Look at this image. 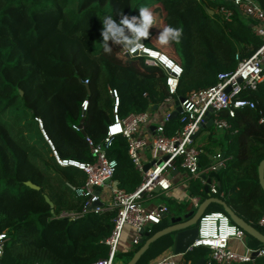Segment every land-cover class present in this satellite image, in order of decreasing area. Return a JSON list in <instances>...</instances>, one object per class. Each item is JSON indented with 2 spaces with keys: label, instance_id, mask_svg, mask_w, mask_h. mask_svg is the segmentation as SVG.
Here are the masks:
<instances>
[{
  "label": "trees",
  "instance_id": "16d2710c",
  "mask_svg": "<svg viewBox=\"0 0 264 264\" xmlns=\"http://www.w3.org/2000/svg\"><path fill=\"white\" fill-rule=\"evenodd\" d=\"M255 1L264 10V0ZM221 5L233 9L230 21L216 13ZM140 7H148L154 16L143 45L182 67L172 95L164 72L141 56L122 55L119 47V52H103L104 16L109 13L119 22L120 15L138 16ZM251 24L230 0H0V232L6 233L0 263L94 264L108 254L104 240L113 227V209L86 211L73 219L60 215L82 211L85 198L75 196L66 182L81 185L85 174L56 163L36 119L59 157L92 161L86 138L100 143L105 136L113 115L108 88L119 94L117 113L122 118L151 111L153 105L164 106L168 96L185 98L214 84L217 73L232 70L236 53L249 56L257 49L260 40ZM167 25L179 28L181 37L160 45L157 37ZM244 96L254 107L237 109L226 118L230 127L220 152L224 164L217 171V193H206L200 179L189 183V191L201 200L208 194L222 199L264 234L258 225L264 191L257 172L264 159V83ZM84 99L87 108L82 111ZM179 127L178 117L164 122L166 135ZM199 149L204 171L211 164V150L207 145ZM107 155L116 161L112 181L126 192L134 191L142 178L129 158L126 139L114 137ZM164 201L171 214L188 208L174 200ZM211 205L223 211L220 205ZM165 224L151 228L150 233ZM246 238L250 248L264 249L251 236ZM160 239L150 244L136 264L151 259ZM140 246L138 242L128 250L118 249L113 261L126 256V264ZM201 248L186 252L183 264H206L209 251ZM201 258L203 263H198ZM233 264H264V257Z\"/></svg>",
  "mask_w": 264,
  "mask_h": 264
},
{
  "label": "built area",
  "instance_id": "2783aa9c",
  "mask_svg": "<svg viewBox=\"0 0 264 264\" xmlns=\"http://www.w3.org/2000/svg\"><path fill=\"white\" fill-rule=\"evenodd\" d=\"M233 8L240 15L252 21L253 33L259 38L260 45L249 56H241L236 53L234 59L236 65L232 70L217 73L216 82L205 88H200L189 93L180 102L181 110L177 113L180 127L172 135H166L164 122L169 115L164 117L163 122L156 123L150 139L138 136L142 125L149 123L152 119L150 111L130 113L120 117L117 113L119 94L115 88H108V93L113 100L112 120L107 124L106 132L100 143H94L86 138L92 161H80L74 158H61L57 155L50 140L41 127L40 119H36L41 133L49 144L56 163L59 166H70L81 170L85 174V180L81 185H74L66 182L67 188L77 197L85 198L82 211L65 212L60 215L70 218L82 216L86 211L99 213L105 209H113V227L110 235L104 240L108 246L106 258L98 259L94 264H113L115 252L118 250L123 228L128 226L134 229L135 237L133 244L138 243L141 237V230L150 231L153 225L161 221V213L168 212L164 204L148 208L142 205L141 200L145 196H151L156 188L168 190L171 186V172L174 169L183 170L188 180L200 179L203 184L205 180L201 174L207 175L215 172L223 166L222 154L219 152L212 156L211 164L204 170H200L199 146L195 138L200 131L203 117L208 109H211L213 131H227L230 127L226 118L233 117L237 109L253 108L254 102L244 96L255 91L264 83V10L255 0H230ZM216 13L222 20L230 21L233 9L224 5L216 9ZM114 19V18H113ZM115 20V19H114ZM117 21V20H115ZM118 22V21H117ZM122 55L129 57H144L145 63L162 69L165 74V83L170 95L174 94L182 73V67L159 50L152 49L142 44V48L131 52L119 46ZM86 82V81H85ZM173 101L171 96L164 100V105ZM87 100L81 102V109L85 111ZM225 114V116H222ZM262 121V120H261ZM76 128V127H75ZM78 129V128H76ZM122 136L127 142V152L135 168L141 173V183L132 192H126L112 183V177L116 168V161L109 158L107 149L114 137ZM149 151V153L147 152ZM150 154L146 161L149 167L144 170L143 154ZM166 157V159H164ZM109 186L111 200L105 203L100 189ZM217 180L211 178L208 185V192L217 193ZM98 190V193H95ZM223 193H220L222 196ZM194 207L198 205L199 198H192ZM93 202H100V205L91 206ZM227 227L234 228L235 234H228ZM258 225L264 228V209L258 220ZM245 232L234 224L224 211H204L198 219L197 235L188 246L187 252L197 247L209 249L206 264H233L248 262L252 253L258 251L257 256L264 257V249H252L246 247L242 253L235 252L229 246L231 239L243 242ZM6 233L0 232V258ZM183 255H176L170 250L161 257L153 260L150 264H183ZM247 257V259H245ZM1 264V263H0Z\"/></svg>",
  "mask_w": 264,
  "mask_h": 264
},
{
  "label": "water",
  "instance_id": "95a60500",
  "mask_svg": "<svg viewBox=\"0 0 264 264\" xmlns=\"http://www.w3.org/2000/svg\"><path fill=\"white\" fill-rule=\"evenodd\" d=\"M209 13L212 14L213 11L210 10ZM182 100L183 98L181 97L175 99L174 109L170 113L168 119L175 118L177 116V113L181 110L180 102ZM156 107L157 105H153L152 108L155 109ZM211 111V109H208L205 113L203 117L204 123H201L200 131L209 128L212 125ZM82 122L83 119H81L79 125H81ZM164 159H166V157H164ZM148 167L149 164L147 163L143 166V169L146 170ZM218 170L219 168H217L215 172H210L207 175L201 174V178L205 180L204 191L206 193H208V185L212 177L217 180V185H219L217 173ZM177 171V168L174 169L171 172V175L177 173ZM257 172L259 184L262 190L264 191V159L259 162ZM26 184L33 188H38L37 186L32 185L29 182H27ZM155 191H158V188H156ZM95 193H98V190H95ZM45 199L50 202L47 197ZM212 203L220 205L222 207V210L228 215V217L234 224L240 227L245 232V234L251 236L252 238L264 245V234L261 231L250 225L242 218L238 217L222 199L209 196L208 194V196L202 199L196 207H192L190 209H183L178 213L174 214H171L169 211L161 213V220H167L166 225L161 229H158L154 233L151 234L150 231L141 230V237L138 239V242L141 244V246L134 252V254L127 261L126 264H136L140 256L149 248L151 243L169 234H173L172 252L176 255H184L187 252L188 246L193 242L197 235V222L199 217ZM100 204V202H93L91 206L93 207ZM257 255L258 251H254L252 253V258L256 257ZM198 263H203V258L199 259Z\"/></svg>",
  "mask_w": 264,
  "mask_h": 264
},
{
  "label": "crops",
  "instance_id": "0c3cea01",
  "mask_svg": "<svg viewBox=\"0 0 264 264\" xmlns=\"http://www.w3.org/2000/svg\"><path fill=\"white\" fill-rule=\"evenodd\" d=\"M154 110H155V113L152 112ZM172 111H173V109H170L168 107V105L157 106L155 109L152 108L150 112L152 113L153 119L149 123L142 125L140 127L139 132H138L137 135L140 136V137H145L147 139H150L151 136H152V131H153V128H154L155 124L159 123V122H163L164 121V117L166 115H170V113ZM170 131L171 130H169V132ZM201 132L202 131H200L197 134V136H196L198 138L197 139L198 146L202 147L204 145H207L210 148L211 152H210L209 157H210V160L212 161V156L214 154H216L218 152L222 153V149H224V147L226 146L228 138L225 136L226 133L220 131V133H218V134L216 133L215 134V136H214L215 138L212 141L209 138H206L208 136V133L206 131L204 133H201ZM148 159H149V154L148 153H144L143 154V160L145 161V164L148 163V162H146ZM189 182H190V180L187 179L186 173L183 170H178L177 173L171 175V186H170V188L168 190H165V191H162V190L154 191L151 196H148V197L144 196L143 199L141 200V203L145 207L153 208V207H156L157 205H160V204H164L165 205V201L164 200L165 199H170V200H174L177 203L187 204L188 208H185V209H190V208L194 207V203L192 201V198H199V197L198 196H193L190 193V191H189ZM112 183L114 184L116 182L112 181ZM100 192L103 195L105 203H110L111 195H110L109 186L107 185L103 189H100ZM209 196H212V195H209ZM158 198H161L162 200H159ZM199 200L201 201L200 198H199ZM200 201L198 202V204L200 203ZM156 225H158V224H156ZM134 237H135L134 229L131 228V227L126 226V236H125V238L122 241H120L118 249H120L122 251L130 249L132 247V244H133L132 240L134 239ZM246 239H247L246 236L244 237L243 242H240L237 239H231L229 241V246L235 252L242 253L246 247H249L246 244ZM172 244H173V240L165 248L164 253L162 255H164L165 253H167L170 250H172ZM162 255H159L157 258L161 257ZM157 258H154L153 260H155Z\"/></svg>",
  "mask_w": 264,
  "mask_h": 264
},
{
  "label": "clouds",
  "instance_id": "9594fccd",
  "mask_svg": "<svg viewBox=\"0 0 264 264\" xmlns=\"http://www.w3.org/2000/svg\"><path fill=\"white\" fill-rule=\"evenodd\" d=\"M138 16L128 17L120 15L119 22L115 21L111 15H105L102 22V48L105 54H110L113 47L112 45H119L131 52H135L142 48L143 40L147 39L150 35L149 28L154 25V16L148 7H140L138 9ZM181 30L172 25L165 26L157 37L160 45H168L172 42H178L181 37ZM228 234H235L236 230L227 227ZM247 259V257H245Z\"/></svg>",
  "mask_w": 264,
  "mask_h": 264
},
{
  "label": "rangeland",
  "instance_id": "374dc122",
  "mask_svg": "<svg viewBox=\"0 0 264 264\" xmlns=\"http://www.w3.org/2000/svg\"><path fill=\"white\" fill-rule=\"evenodd\" d=\"M107 15H109V13L107 14ZM113 47V49L115 50V52H119V49H117L118 47H119V45H113L112 46ZM142 59H144V57H142ZM162 70V69H161ZM179 96L178 95H176V96H174V98H173V101L171 102V103H169L168 104V107L170 108V109H174V101H175V99H177ZM153 113H155V110L154 111H152ZM205 131H207V129H203L202 130V132L201 133H204ZM222 132H224V131H222ZM207 133H208V136L206 137V138H209L210 140H214V136H215V134L217 133H220V131H218V132H214L213 131V127L211 126V129H209L208 131H207ZM197 137L195 138V143H196V145H198V141H197ZM147 152L149 153V151L147 150ZM149 158H150V154H149ZM139 175L141 176V173L139 172ZM142 178V177H141ZM192 180H190V182H191ZM189 182V183H190ZM159 200H162L161 198H158ZM207 210H216L215 209V207L213 206V205H209V207L207 208ZM221 210V209H220ZM163 220V219H162ZM167 222V220L166 219H164V221H162L160 224H158V225H154V226H152V228L154 227V228H158V227H160V226H162V224H164V223H166ZM198 223V222H197ZM264 230V229H263ZM125 236H126V227H124L123 228V231H122V235H121V239H120V241H122L124 238H125ZM246 236H247V234H246ZM245 237V236H244ZM172 239H173V234H169V235H165V236H163V237H161V239L159 240V242L156 244V245H154L155 247H153V251L151 252V259L150 260H148L147 261V263L146 264H150L151 262H152V260L154 259V258H157L159 255H162L163 253H164V250H165V248L172 242ZM201 249H203V250H208L209 251V249L208 248H206V247H202ZM125 259H126V256H123V257H121V258H119V259H114V261H113V264H123L124 263V261H125Z\"/></svg>",
  "mask_w": 264,
  "mask_h": 264
}]
</instances>
